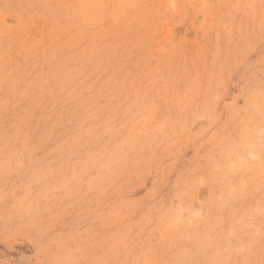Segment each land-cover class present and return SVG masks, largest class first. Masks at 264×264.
Wrapping results in <instances>:
<instances>
[{
    "label": "rangeland",
    "instance_id": "374dc122",
    "mask_svg": "<svg viewBox=\"0 0 264 264\" xmlns=\"http://www.w3.org/2000/svg\"><path fill=\"white\" fill-rule=\"evenodd\" d=\"M0 264H264V0H0Z\"/></svg>",
    "mask_w": 264,
    "mask_h": 264
}]
</instances>
